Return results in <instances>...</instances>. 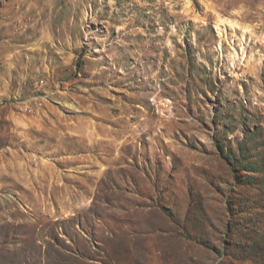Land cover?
Instances as JSON below:
<instances>
[{
  "label": "rangeland",
  "instance_id": "rangeland-1",
  "mask_svg": "<svg viewBox=\"0 0 264 264\" xmlns=\"http://www.w3.org/2000/svg\"><path fill=\"white\" fill-rule=\"evenodd\" d=\"M0 264H264V0H0Z\"/></svg>",
  "mask_w": 264,
  "mask_h": 264
}]
</instances>
